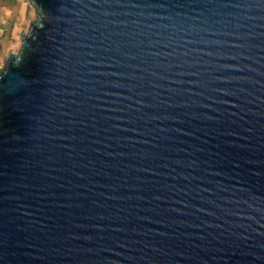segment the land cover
I'll return each mask as SVG.
<instances>
[{"label": "water", "instance_id": "95a60500", "mask_svg": "<svg viewBox=\"0 0 264 264\" xmlns=\"http://www.w3.org/2000/svg\"><path fill=\"white\" fill-rule=\"evenodd\" d=\"M29 1L0 264H264V0Z\"/></svg>", "mask_w": 264, "mask_h": 264}, {"label": "rangeland", "instance_id": "374dc122", "mask_svg": "<svg viewBox=\"0 0 264 264\" xmlns=\"http://www.w3.org/2000/svg\"><path fill=\"white\" fill-rule=\"evenodd\" d=\"M36 19L34 6L29 0H0V67L12 52L22 44L31 21Z\"/></svg>", "mask_w": 264, "mask_h": 264}, {"label": "clouds", "instance_id": "9594fccd", "mask_svg": "<svg viewBox=\"0 0 264 264\" xmlns=\"http://www.w3.org/2000/svg\"><path fill=\"white\" fill-rule=\"evenodd\" d=\"M2 73H4V72H0V74H2Z\"/></svg>", "mask_w": 264, "mask_h": 264}]
</instances>
